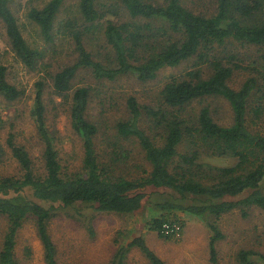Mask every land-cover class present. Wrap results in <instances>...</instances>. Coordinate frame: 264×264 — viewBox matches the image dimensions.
Segmentation results:
<instances>
[{
    "label": "trees",
    "instance_id": "trees-1",
    "mask_svg": "<svg viewBox=\"0 0 264 264\" xmlns=\"http://www.w3.org/2000/svg\"><path fill=\"white\" fill-rule=\"evenodd\" d=\"M65 2L49 0L28 12L47 42L54 43L57 26L62 28L56 20ZM14 3L0 0V18L16 56L33 69L45 53L24 37ZM79 11L85 28L74 30L76 20L64 25L73 29L78 58L53 74L57 96L69 97L80 68H90L98 79L117 80L132 74L145 82L156 79L163 68L189 60H194V65L183 75L169 77L160 91L161 107L141 105L134 95L127 98L129 116L118 122L117 129L123 137L138 141L149 168L129 165L116 151L107 160L98 153L95 139L99 125L87 116L91 87L80 86L72 91L70 115L83 142V165L79 171H65L47 124L44 84H38L32 113L43 142L42 171L14 133H9L6 147L0 144V162L8 148L19 166L16 174L0 175V217L7 220L0 264H22L16 254L17 236L30 218L43 244L46 263L58 264L49 223L60 210L73 208L81 215V209L130 215L145 207L151 215L149 229L162 239L174 238L162 232L166 222H178L184 229L176 210L203 218L211 232V261L216 264L217 242L225 234L211 222L212 217L236 208L245 217L253 206L264 211V132L252 130L248 123L250 106L256 118L264 112V80L255 75L256 65L245 66L241 53L234 50L237 44L264 48V0H215L213 11L207 13L187 7L184 0H79ZM99 29L110 47L112 57H107V63L94 59L85 45L84 36ZM229 46L232 49L226 50ZM246 69L250 74L240 87H233L234 73ZM260 93L259 103L253 104ZM21 95L9 82L6 66L0 64V96L13 102ZM209 97L229 102L233 112L230 125L218 123L209 105L191 112L194 102ZM144 116L158 129L156 135L142 128ZM208 158L232 162L215 165L207 162ZM155 189L164 190L169 198L154 201L151 191ZM90 231L94 233L91 227ZM134 247L151 264H165L143 236L121 243L108 264H127ZM251 254L242 250L239 260L251 264Z\"/></svg>",
    "mask_w": 264,
    "mask_h": 264
},
{
    "label": "rangeland",
    "instance_id": "rangeland-1",
    "mask_svg": "<svg viewBox=\"0 0 264 264\" xmlns=\"http://www.w3.org/2000/svg\"><path fill=\"white\" fill-rule=\"evenodd\" d=\"M49 0H15L16 12L28 42L44 51V58L36 67L26 66L13 51L3 20L0 18V64L7 68V78L22 95L9 102L0 96V144L6 147L9 133H14L18 143L24 145L30 152L36 166L42 171L43 142L40 139L35 118L32 113L34 100L39 83L44 84L43 100L46 106V118L49 130L56 139L62 166L67 172L82 169L84 149L80 135L71 124V95L80 86H90L91 96L87 116L99 125L96 136L98 153L107 160L113 152H118L127 158L128 164L149 165L144 159V153L134 138L119 134L117 124L129 116L126 101L134 95L141 105L158 108L163 105L160 91L171 75H183L193 68L194 60L183 62L176 67L163 68L156 79L140 81L134 75H122L117 80L98 79L90 68H80L73 80V89L68 98L54 94L53 74L62 67L74 63L78 54L75 50L72 27L65 28L68 20L78 21L77 28H85V22L79 11V0H66L57 16V22L62 28H56V41L47 42L39 26L28 18L32 7H42ZM105 1V0H104ZM110 3V1H108ZM185 5L197 12H212L215 0H184ZM102 30H94L84 36L86 48L96 60L107 63L111 58L110 47L106 43ZM235 47V46H232ZM244 59L245 66L255 64L258 71L255 75L264 80V48L244 47L236 45ZM232 48L227 47L226 50ZM260 71V72H259ZM250 74V69L238 70L234 73L230 84L238 88ZM263 82V81H262ZM260 94L254 97L253 104L259 103ZM258 99V100H257ZM263 101V100H261ZM264 103V101H263ZM204 105H209L215 120L223 125L233 122L232 108L223 97H209L196 101L191 112H198ZM253 106H250L248 123L252 130L264 132V112L257 117ZM141 126L148 134L154 136L158 129L152 121L144 116ZM7 155L0 162V175L19 172L17 161L6 148ZM215 165L231 163L230 159H206ZM264 186V182L263 185ZM154 201L169 198V194L161 189L151 191ZM175 213L184 222L182 235L178 238L162 239L148 227L151 220L149 209L130 215L112 212H92L81 209L82 215L73 208L62 209L49 223L51 236L57 247L58 264H108L121 243H127L136 236H143L147 245L164 260L165 264H214L209 251L210 229L203 218L187 212L176 210ZM168 214V212L165 211ZM248 215L243 216L240 208H236L221 217H212L225 238L217 242L218 261L216 264H243L239 260V252L251 251V264H264V211L253 206L248 208ZM90 227L94 231H90ZM7 229L6 218L0 217V247ZM120 239V242H117ZM17 258L22 264H47L44 257V247L38 236L35 222L32 218L26 220L19 230L16 246ZM127 264H151L138 247L130 251Z\"/></svg>",
    "mask_w": 264,
    "mask_h": 264
},
{
    "label": "built area",
    "instance_id": "built-area-1",
    "mask_svg": "<svg viewBox=\"0 0 264 264\" xmlns=\"http://www.w3.org/2000/svg\"><path fill=\"white\" fill-rule=\"evenodd\" d=\"M162 232L165 235L180 237L182 235L183 229L182 225L178 222H166L163 224Z\"/></svg>",
    "mask_w": 264,
    "mask_h": 264
}]
</instances>
